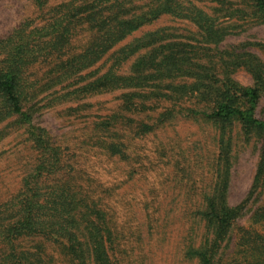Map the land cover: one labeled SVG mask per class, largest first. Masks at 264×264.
Instances as JSON below:
<instances>
[{
    "label": "trees",
    "instance_id": "trees-1",
    "mask_svg": "<svg viewBox=\"0 0 264 264\" xmlns=\"http://www.w3.org/2000/svg\"><path fill=\"white\" fill-rule=\"evenodd\" d=\"M35 1L45 11L46 2ZM133 1L60 3L0 38V140L6 136L1 125L8 121L25 129L36 152L20 191L0 208V264H122L123 232L108 204L112 190L78 161L70 163L48 129L34 121L39 96L51 90L58 93L51 102L65 103L121 91L119 109L94 123L89 144L96 154L130 166L132 175L137 169L131 164V141L150 135L178 113L220 127L219 180L200 213L207 234L198 246L186 249L198 264H218L230 247L235 223L245 215V206L227 200L232 151L224 132L235 122L246 136L263 139L249 193L261 195L264 118L257 116V108L264 93V62L249 48L256 43L226 41L264 25V0H149L140 7ZM165 15L191 21L202 41H179L157 30L121 45ZM106 56L111 63L105 71L92 69ZM37 65L44 69L41 77L29 72ZM237 71L247 72L254 83L242 85ZM252 219L264 223V206L253 211ZM30 239L33 244L27 245ZM240 239V259L233 264H264V236L245 231Z\"/></svg>",
    "mask_w": 264,
    "mask_h": 264
},
{
    "label": "rangeland",
    "instance_id": "rangeland-1",
    "mask_svg": "<svg viewBox=\"0 0 264 264\" xmlns=\"http://www.w3.org/2000/svg\"><path fill=\"white\" fill-rule=\"evenodd\" d=\"M44 1L46 6L42 12L35 0H0V38L25 21L38 20L46 9L72 0ZM147 1L131 3L140 7ZM157 30L178 36L179 41L196 43L195 38L202 41L200 29L191 21L165 15L143 26L121 45ZM245 41L256 43L249 48L264 62V25L229 37L226 43ZM135 59L136 56L131 58L121 72L127 71ZM110 63L106 56L92 69L100 67L103 72ZM29 72L41 77L44 69L37 65ZM235 77L244 86L254 83L245 71H237ZM30 79L33 80L31 76ZM54 91L39 96L41 101L34 121L48 129L54 141L65 150L70 163L78 161L104 183V188L112 190L108 204L123 232L119 248L122 251L118 255L122 264H198L187 257L186 249L191 244L198 246L207 234L206 222L200 213L205 209L206 197L219 180L216 167L220 127L202 117L178 113L150 135L131 141L128 150L131 164L137 169L132 175L127 172L130 166L116 158L96 154L89 144L94 135V123L119 109L121 91L67 103L51 102L58 96ZM257 116L264 118V93ZM1 128L6 136L0 140V208L20 191L23 177L36 162V152L24 128L12 126L8 121ZM224 133L232 151L226 178L227 200L231 205L246 207L245 215L235 223L230 247L218 262L233 264L240 259L236 244L245 231L264 236V223L252 219L253 211L264 206V187L258 190L261 195H249L260 164L263 139L257 134L246 136L238 122L229 125ZM26 242L33 244L31 239Z\"/></svg>",
    "mask_w": 264,
    "mask_h": 264
}]
</instances>
